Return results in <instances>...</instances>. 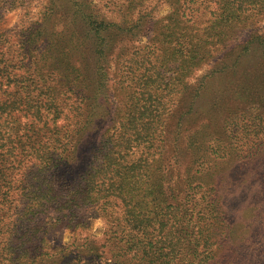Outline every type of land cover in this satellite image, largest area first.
I'll list each match as a JSON object with an SVG mask.
<instances>
[{
  "label": "trees",
  "instance_id": "16d2710c",
  "mask_svg": "<svg viewBox=\"0 0 264 264\" xmlns=\"http://www.w3.org/2000/svg\"><path fill=\"white\" fill-rule=\"evenodd\" d=\"M14 1L0 0V22ZM89 4L80 3L64 28L47 5L37 27L16 36V47L0 33V264H37L50 231L87 229L88 211L111 216L117 208L122 221H109L104 242L74 243V264H264V173L258 219H245L240 234L217 192L231 161L252 165L264 151V62L237 89L225 85L207 110L177 121L170 136V120L191 87L186 80L198 67L214 52L230 56L231 44L264 41L258 33L239 40L263 21L264 0L94 2L104 12L86 10ZM154 4L170 12L153 21V38L116 63L112 80L100 74L93 90L90 51L77 54V45L85 47L78 20L103 43L111 36L114 47L153 19L145 10ZM208 9L209 22L198 25ZM72 51L81 60L67 65ZM142 62L155 70L140 72ZM90 101L111 130L95 123ZM185 151L189 159L178 175ZM68 251L42 262L68 264Z\"/></svg>",
  "mask_w": 264,
  "mask_h": 264
},
{
  "label": "rangeland",
  "instance_id": "374dc122",
  "mask_svg": "<svg viewBox=\"0 0 264 264\" xmlns=\"http://www.w3.org/2000/svg\"><path fill=\"white\" fill-rule=\"evenodd\" d=\"M83 2L91 4H89L90 8L84 6L86 10L96 8L97 11H100L101 9L100 7V9L97 8L94 4V2L97 3L100 2V0H94V2L93 0H58L54 4L51 0H15L9 10L5 11L3 15L2 21L0 22V33L11 36L13 45L16 47L14 44L17 41L16 36L25 30L36 28V24L41 22L47 5L52 6L55 9V12L52 13L53 16L62 17L64 22L61 24L59 22V24L61 26L60 28H64L66 21L76 14V12H74L75 8ZM153 6L155 7L153 10H145L147 15L153 19H149L147 24H141L134 34H127L124 37H119L114 47L110 45L111 36L107 42L103 43L96 38L94 33H91L90 28L87 25L80 24L82 19H74L78 20V36L81 42H84L85 46L77 45V48L79 49L77 54L82 52L80 50L83 49L90 51L91 57L88 63L92 67L91 83L94 86L93 90H95L96 82L100 79V74H106V77L104 78L105 83L112 80L115 74L113 70L116 68V63L120 60L131 57L135 50L144 48L153 38V21L161 20V18L165 17L170 12L167 5L154 4ZM209 10L210 9L204 10L205 13H203L197 21L198 25L205 26V24L209 22ZM141 12H143V10ZM138 16L141 17L139 11L135 13V17ZM255 33L264 37V19L261 23L254 25L251 29L243 30L239 36V40L242 39L243 41ZM102 36L105 37L106 33H103ZM230 46L227 47L228 51L231 53L230 56L225 55L224 52L214 51L212 55L211 47L210 54L212 57L209 58L210 60L207 63H204L201 67H198L199 71L186 80L191 87L190 89L188 87L182 94L184 100L181 101V104L178 106L175 118L170 120V136H172V132L175 130L177 121L180 120L182 123L190 117H195V115L201 111L207 110L211 103L213 104L217 95L224 89L225 85L232 83L233 85H229V87L234 86V88L237 89V86L246 82L248 78H252L254 74L261 73L264 62V41L255 39L249 45L242 48L234 49V46ZM69 50L70 49L66 51ZM74 52L75 51L71 52L74 57L68 60L70 62L66 61V63H68L67 65L70 63H76L73 59H77V61L81 60L78 59V55ZM62 62L63 59L59 61L60 64H62ZM233 63L235 64L231 67V64ZM139 69L140 72H144L145 69H148V73L155 70L149 66L147 62H142L141 65H139ZM106 96L107 93L103 91V95L99 100L102 102L106 101ZM90 102H92V105L95 104L96 106L94 112L95 123H97L99 127H103V132L105 130H111L113 123L105 121L106 115H104L103 109L100 106H97L98 102ZM93 128L95 127L93 126ZM90 129L91 128H88V130ZM90 131L92 132V129ZM188 159L189 157L186 151L178 156V166H176L178 169L174 170L176 174L180 175L183 173ZM251 164L252 165H248L240 160L231 161V163L224 168L222 178H220L217 185V192L221 197L222 206L226 210L228 221L231 226L236 229L237 233L242 232L241 230L246 222L245 219H258L255 212L258 209V198L261 196L258 189V181L259 183L261 182L259 179L264 173V151L261 156L253 160ZM113 203L115 204V202ZM119 210L120 209L117 208L111 216L104 215L102 211H88L86 216L90 219V224L89 227L84 230L53 229L44 237L42 250L38 252V254H43V257L37 264H40L45 260L47 254H57L58 257L61 258L60 254L63 255L65 249L69 250L68 256L66 259L64 258L65 260L62 262H68V264H74L75 262L79 263V259L75 258L77 256V251L73 248L74 243L78 244V242H82L83 239L104 242L109 231V221L112 219L122 221ZM12 214L13 212L11 211L7 215V219L11 216L9 221L13 220ZM245 215H248V217H244ZM13 216L15 217L16 213H14ZM24 224L27 225L26 222ZM38 235V240L40 241L43 237L42 232L38 233ZM42 263L45 264L44 262ZM4 264L16 263H10L5 260Z\"/></svg>",
  "mask_w": 264,
  "mask_h": 264
}]
</instances>
